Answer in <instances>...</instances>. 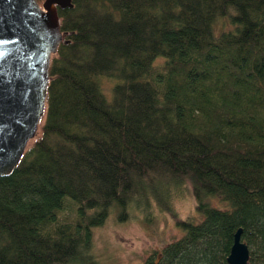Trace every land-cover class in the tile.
<instances>
[{
    "label": "trees",
    "instance_id": "1",
    "mask_svg": "<svg viewBox=\"0 0 264 264\" xmlns=\"http://www.w3.org/2000/svg\"><path fill=\"white\" fill-rule=\"evenodd\" d=\"M57 12L37 130L0 175V264H94L92 227L140 205L152 173L187 180L201 218H176L181 235L140 264H228L238 226L246 264H264V0Z\"/></svg>",
    "mask_w": 264,
    "mask_h": 264
},
{
    "label": "water",
    "instance_id": "2",
    "mask_svg": "<svg viewBox=\"0 0 264 264\" xmlns=\"http://www.w3.org/2000/svg\"><path fill=\"white\" fill-rule=\"evenodd\" d=\"M72 0H0V175L18 162L37 130L50 56L63 39L57 8ZM241 227L232 234L228 264H246Z\"/></svg>",
    "mask_w": 264,
    "mask_h": 264
},
{
    "label": "rangeland",
    "instance_id": "3",
    "mask_svg": "<svg viewBox=\"0 0 264 264\" xmlns=\"http://www.w3.org/2000/svg\"><path fill=\"white\" fill-rule=\"evenodd\" d=\"M109 82L104 80L103 88H107ZM149 179L144 184L146 197L142 196L140 205L130 204L126 217L119 219V208L113 204L105 220L92 227L90 252L94 264H140L151 250L181 235L183 229L175 223L176 218L194 221L201 218L187 180L153 173ZM205 200L217 206L223 202L216 196ZM57 216L72 219V203L67 201V206L59 210Z\"/></svg>",
    "mask_w": 264,
    "mask_h": 264
}]
</instances>
